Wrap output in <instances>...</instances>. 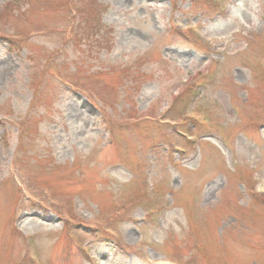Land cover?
<instances>
[{
    "label": "rangeland",
    "instance_id": "rangeland-1",
    "mask_svg": "<svg viewBox=\"0 0 264 264\" xmlns=\"http://www.w3.org/2000/svg\"><path fill=\"white\" fill-rule=\"evenodd\" d=\"M263 181L264 0H0V264H264Z\"/></svg>",
    "mask_w": 264,
    "mask_h": 264
},
{
    "label": "bare ground",
    "instance_id": "bare-ground-1",
    "mask_svg": "<svg viewBox=\"0 0 264 264\" xmlns=\"http://www.w3.org/2000/svg\"><path fill=\"white\" fill-rule=\"evenodd\" d=\"M263 184H264V181H263Z\"/></svg>",
    "mask_w": 264,
    "mask_h": 264
}]
</instances>
